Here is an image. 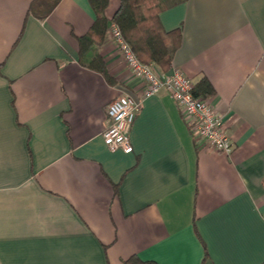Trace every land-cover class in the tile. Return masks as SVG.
Returning a JSON list of instances; mask_svg holds the SVG:
<instances>
[{
    "label": "crops",
    "instance_id": "crops-1",
    "mask_svg": "<svg viewBox=\"0 0 264 264\" xmlns=\"http://www.w3.org/2000/svg\"><path fill=\"white\" fill-rule=\"evenodd\" d=\"M33 1L0 0V264H264V0H182L159 14L181 33L169 71L210 85L228 153L165 89L142 98L144 79L108 36V78L83 65L87 0H58L44 18ZM126 94L139 101L132 149L112 151L105 109Z\"/></svg>",
    "mask_w": 264,
    "mask_h": 264
},
{
    "label": "trees",
    "instance_id": "trees-1",
    "mask_svg": "<svg viewBox=\"0 0 264 264\" xmlns=\"http://www.w3.org/2000/svg\"><path fill=\"white\" fill-rule=\"evenodd\" d=\"M87 1L93 10L94 20L89 29L77 38L79 58L83 65L100 71L108 78L98 47L107 36L109 22L113 21L142 63L153 64L164 72L171 69L173 54L181 41V33L179 29L165 30L159 14L182 0H119L118 7L110 18L105 13L108 0ZM57 2L58 0H34L30 8L37 17L44 18ZM210 91V85L203 82L195 87L193 93L204 98L203 95ZM121 264L152 263L133 255Z\"/></svg>",
    "mask_w": 264,
    "mask_h": 264
},
{
    "label": "built area",
    "instance_id": "built-area-1",
    "mask_svg": "<svg viewBox=\"0 0 264 264\" xmlns=\"http://www.w3.org/2000/svg\"><path fill=\"white\" fill-rule=\"evenodd\" d=\"M107 36L132 72L144 79L142 98L165 89L198 137L204 139L217 151L224 153L231 151L232 141L225 129L222 114L206 99L194 95L193 83L183 71L174 68L169 72L159 73L154 70L152 64L142 63L113 21L109 22ZM138 108L139 101L127 94L118 96L107 104L105 111L108 124L102 137L108 149L112 151L121 149L125 152L132 149L128 131Z\"/></svg>",
    "mask_w": 264,
    "mask_h": 264
}]
</instances>
